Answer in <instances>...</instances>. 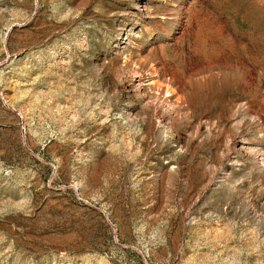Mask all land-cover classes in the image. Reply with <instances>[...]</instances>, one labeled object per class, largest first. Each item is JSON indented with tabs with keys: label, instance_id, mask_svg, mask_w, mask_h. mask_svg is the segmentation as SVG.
Listing matches in <instances>:
<instances>
[{
	"label": "rangeland",
	"instance_id": "1",
	"mask_svg": "<svg viewBox=\"0 0 264 264\" xmlns=\"http://www.w3.org/2000/svg\"><path fill=\"white\" fill-rule=\"evenodd\" d=\"M0 264H264V0H0Z\"/></svg>",
	"mask_w": 264,
	"mask_h": 264
}]
</instances>
